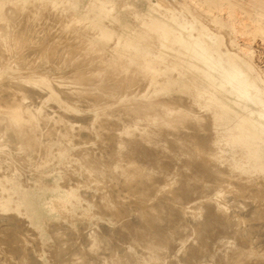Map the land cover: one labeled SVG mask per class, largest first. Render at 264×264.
Segmentation results:
<instances>
[{"label":"bare ground","instance_id":"obj_1","mask_svg":"<svg viewBox=\"0 0 264 264\" xmlns=\"http://www.w3.org/2000/svg\"><path fill=\"white\" fill-rule=\"evenodd\" d=\"M250 1L256 8L241 9L248 20L238 25L231 0L205 2L208 8L228 3L232 24L195 7L174 16L169 8L177 1L163 4L143 31L153 37L147 46L118 38L88 18L67 26L76 10L63 3L0 0V79L12 69L10 59L18 60L27 70L12 74L23 81L15 83L27 84L34 95L28 96L35 97L24 106L16 93L26 85L20 92L12 86L15 94H7L17 101L12 105L9 99L12 106L4 111L15 132L27 133L24 142L33 146L31 154L16 159L33 170L27 189L34 202L27 214L51 264H264V102L202 40L193 33L186 38L196 20L209 37L221 33L264 88V71L250 47H241L235 37L249 31L264 38V0ZM7 4L15 5L13 10ZM30 29L42 32V47L27 50L34 61L47 63L38 73L23 58ZM116 39L120 48L106 52L103 44ZM76 128L88 138L81 139ZM52 173L60 179L48 182ZM43 201L60 217L82 223L80 230L69 229V239L78 241L81 233L85 247L74 246L71 254L63 251L64 241L42 242L45 227H57L42 215ZM89 220L96 227L86 235Z\"/></svg>","mask_w":264,"mask_h":264},{"label":"rangeland","instance_id":"obj_2","mask_svg":"<svg viewBox=\"0 0 264 264\" xmlns=\"http://www.w3.org/2000/svg\"><path fill=\"white\" fill-rule=\"evenodd\" d=\"M52 1H53V4L57 7L60 6L61 3H63L65 6H70L71 8H73L74 11L76 10L74 12L75 19L70 20L69 22H66L67 26H70L72 24V22H74V21L78 22L82 19L88 18V19L92 20L93 22H96L98 25L103 26L107 30L113 32L115 34V36L118 38L125 37L128 39H133V40H136L137 42H139L140 44L147 45V46L150 45L151 43H153V37L147 33H144L143 31H145L147 29V27H148L147 24L150 23V20H151V22H152V20L154 22V20H155L154 19V13L157 12L159 9H162L163 4L170 3V4L174 5V3L177 1L175 3L177 7L175 6V8H173V9L169 8V9H171L172 14L174 16L180 17L183 14H187L189 9L195 7L199 10L209 12L212 17H217V18H219V19H221L227 23L232 24V20H230L231 17L229 16V13H228V10H229L228 3H225V5H223V6H215L212 8H208V5L205 2V0H199L198 2H195L193 0H182V1L181 0H52ZM231 1L235 4V6L237 7V10H238L237 12L239 13L237 15V18H236V24L237 25L241 21L248 20V17L245 16L247 14L241 13L242 12L241 9L256 8L252 5L250 0H231ZM191 3H192V5H191ZM7 6L13 10V7L15 5L7 4ZM178 6H180V7H178ZM12 15H14V14H12ZM238 21H239V23H238ZM201 23H202V21H200V20L194 21L192 23V25L190 26V31H189L190 34L187 35L186 38L192 37L191 33H193V36L202 40L205 49L208 50L209 53L214 54L215 57L217 58V60L221 64H223L226 68H228V70L231 74H234V75L241 77L243 79V81L247 84L249 90L253 94L260 97L261 100L264 102V88H262V86L260 84L257 72L250 69L244 63V60L232 48H230L226 45V39L222 36L221 33L216 32L215 37L211 38L205 33L206 31L203 27V24H201ZM20 25H21V27H23L25 25V23L23 22ZM30 30H32V31H30ZM30 30H28L25 33L26 36L29 34L27 37L26 36L25 37H26L27 41L30 42L29 43L30 45L28 48L27 47L25 48L23 54H26V52H27V54L24 55L23 58L25 59L24 61L30 63L29 69L35 73H38L39 71L42 72V71L47 69V63L45 60L34 61L33 60V57H34L33 51H32V53L30 52L28 55L27 50H29V48L34 49V48H38V47L41 48L42 47V41H41L42 40L41 39L42 32L40 30H35V29H30ZM29 32H31V34ZM250 33L251 32H249V31L248 32H246V31L245 32L244 31L235 32L236 41L243 48L244 47H250L254 61L264 71V38L260 35H254L252 33L250 35ZM36 35H40V36H36ZM91 39L95 40L97 38L92 37ZM120 45H121L120 39H116V40H113L111 42V44L110 43L109 44L104 43L103 47L106 50V52L109 53V52H112L113 50H118L120 48L119 47ZM133 53L138 54V52H136V51H133ZM14 60L12 58L10 59L11 64H12V69L9 70L8 73H5V74H7V77H5L4 79H0V100L3 98L8 99V100H5L6 102H8V104H6L7 106L4 105L6 103L4 100L0 101V113L1 112L3 113L0 115L1 116L0 118L2 121H4V122L0 121V124H1L0 126H2L0 128V130L3 129L2 131H0L1 132L0 133L1 134L0 135V137H1L0 138V199H2L4 207L6 209H8V211L0 212V219H1L0 220V228H1L0 229V238H1L0 240H2V241H0V264H22L21 262H23V264H30L31 262H32L31 264H51L50 259H49L50 258L49 254L46 252H41V245H40V243H38V241L36 239L37 236L33 233V230H34L33 229V218L27 214V208H29V206L31 204H33V202H34V196L32 197L30 190L27 189V188H29V187H27V185L28 184L31 185L33 182V178H34L33 170L31 168V166L21 167V166L17 165V162H18L17 160L18 159L21 160L22 159L21 156H23V154H25V153L31 154L32 153L33 146H32V143L30 141L28 144H26L24 142V140L28 138V134L27 133H21V132H15V130L10 125L9 119H7L8 118L7 111L15 103L13 101H17L15 99L16 97L11 98V97H13L11 94L12 93L15 94V92L22 91L21 90L22 86L25 87V85H26L25 89H27L29 87L25 83H15V81H17V80H18L17 82H23V81L19 80L17 77H14V75L19 76L20 74H24V72L27 69H20L19 68L20 65H18L19 61L15 60V61H17V62H15ZM13 63L15 64V66L16 65L17 66L15 67ZM0 73H2L1 70H0ZM9 74H11V75H9ZM12 74H14V75H12ZM8 79H10V80H8ZM7 81L8 82L10 81L9 83H12L13 85L11 84L10 86H8L7 84H9V83ZM16 84H19L20 87H18V85L16 86ZM12 86H15V89H19V90H16L14 92V88ZM6 87H8L7 89H9V90H7ZM10 88L13 89L12 90L13 92L10 90ZM166 88H167L166 90H169V86L166 85ZM22 89H24V88H22ZM25 89L19 94L16 93V95L20 97V101H18V102L25 104L24 106L32 103V100L33 101L35 100V97L28 96V95H32L31 94L32 92L29 90V88L26 90V91L29 90L28 91L29 94H26L24 92ZM5 91H10V92H5ZM5 93L6 94L11 93V94L5 95ZM20 94H22L21 95L22 97L20 96ZM16 95H14V96H16ZM25 95L28 97H26V99L25 98L23 99V97H25ZM32 96H34V95H32ZM9 99H12V102L9 101ZM29 101H30V103H28ZM10 102L12 103V105ZM2 105H4V106H2ZM4 110H7V111H4ZM26 113L32 114V110H30L28 107H26ZM88 114H89V116L91 115L90 113H86V116H88ZM5 122H7V123H5ZM8 128H10V129H8ZM12 129L14 131H12ZM4 130H6V131L4 132ZM8 130H10V131H8ZM75 131L80 133L79 135H80L81 139H87L88 138L87 133L83 134L85 132L83 129L76 128ZM81 131H82L83 137L81 136L82 135ZM7 132H8V134L13 133V134H11V136H15V137H12V138L9 137L10 135H7ZM84 135H86V136H84ZM3 136H5V137H3ZM23 136H24V138H23ZM15 138H16V141H15ZM18 138H20V139H18ZM11 140L14 142H12ZM27 148H28V152H27ZM7 155H11V156L15 157V161L12 162L9 158H7ZM16 158H18V159H16ZM16 169H17L16 172H17L18 176H17V178H15V177L12 178V173ZM59 179H60V176L57 173H52L49 177H47L48 182L49 181H58ZM12 210H14V211H12ZM41 213L43 216L46 217L47 224L52 223L55 225V227L57 226L56 228H53L54 231H53V229H50L51 226L48 227L49 225H47V227H45L44 232L40 236V239L42 240V242L52 243L53 245L55 244L58 246L59 242L64 241L63 242L64 245L62 246L63 243H60V246H62V248L64 247L63 251H65L67 253H71V254L73 253V252H71V250L74 251V249H76L78 246H80L81 248L85 247V242L83 243V240H82V238L84 236H82L81 233H79V235H78V241H73V240L71 241V243H73V244L76 243V244H74V245L71 244L70 239H69L70 237H72V235L70 236V234H71L70 230H80L81 226H79V225H82L81 222L70 221L68 219L60 217L59 213L56 210H49L48 209V206L46 205L45 201H43V203H42ZM3 214H5L7 216H4ZM10 214H12V216H10ZM13 215L15 217L16 216L17 217L15 218ZM4 217H8V218L4 219ZM11 217H14V218H11ZM11 219L12 220L16 219L18 226H15V225H17V223L15 224V221H13V223H12ZM11 224H14V225H11ZM84 225L86 227H88V230H86V233H85L86 235H88V233H91L92 229H94L96 227L95 220H89L88 222L84 223ZM22 226H23V228H21ZM14 228H16L18 231ZM61 228H63V229H61ZM56 229H57L58 233L62 232L64 235L60 233L59 237H58V235H57L58 233L55 232ZM10 231H12V232L17 231V233L13 232L14 233L13 234ZM66 231H67V233H66ZM99 231L101 233L99 236V240H102V238L104 240V232L102 230H99ZM8 232H10L9 234H12L11 237H13L15 235V239L13 237L14 240L10 237V235H9L10 238L9 239L7 238ZM54 232H55L56 236L54 234L51 235V233H54ZM67 234H69V237ZM16 235L18 236L19 241H17L18 238L16 237ZM65 235L67 238L65 237ZM92 235L89 234V237H87L88 241H91L92 240L91 238H94V237H92ZM52 236L53 237L55 236L56 238L58 237L57 240L55 237L53 238ZM62 236L64 237V239ZM4 238L8 239L9 240L8 242L10 244H8L7 241L4 240ZM33 238H35V239H33ZM66 239L69 241H67ZM55 241H57L58 243ZM67 242H69V243H67ZM36 244H38V246ZM67 244L69 245V250H68V248H66L68 246ZM70 244L72 246H70ZM100 244H101V245H99L100 247H104V244L102 242ZM19 245L21 247H19ZM74 246L75 247L77 246V247L75 248ZM5 247H6V249H5ZM27 247H29L30 252H33L31 254L34 256H32V255H31V257L29 256V254H28L29 249ZM13 249H16V250H13ZM65 249H67L68 251ZM11 250H13V251H11ZM21 250H22V252L20 254L19 251H21ZM15 251H17V252H15ZM17 253H19L20 256ZM17 256H19V258ZM34 257H37V259L39 258L36 263H35V261H33ZM6 258H8V260H6Z\"/></svg>","mask_w":264,"mask_h":264}]
</instances>
